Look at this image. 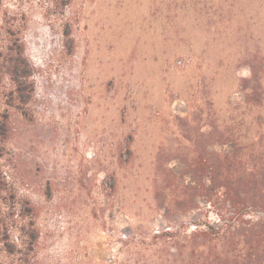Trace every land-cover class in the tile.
<instances>
[{
	"label": "rangeland",
	"instance_id": "rangeland-1",
	"mask_svg": "<svg viewBox=\"0 0 264 264\" xmlns=\"http://www.w3.org/2000/svg\"><path fill=\"white\" fill-rule=\"evenodd\" d=\"M0 264H264V0H0Z\"/></svg>",
	"mask_w": 264,
	"mask_h": 264
},
{
	"label": "trees",
	"instance_id": "trees-1",
	"mask_svg": "<svg viewBox=\"0 0 264 264\" xmlns=\"http://www.w3.org/2000/svg\"><path fill=\"white\" fill-rule=\"evenodd\" d=\"M212 183L215 185L217 189L223 187L227 189L226 191L227 201L231 202L233 207H237L238 205L245 206L248 202H250V200H252V199H248V196H246L248 195L246 191L249 188L250 182H246L241 178L235 179V177L231 176L223 180L222 179L213 180ZM212 200L213 198L211 197L209 201L212 202ZM210 228L213 229V227ZM197 236L200 235L194 234L193 237L196 238Z\"/></svg>",
	"mask_w": 264,
	"mask_h": 264
}]
</instances>
